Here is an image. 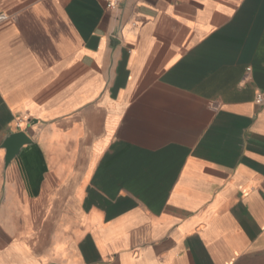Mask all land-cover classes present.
Here are the masks:
<instances>
[{"label":"crops","instance_id":"1","mask_svg":"<svg viewBox=\"0 0 264 264\" xmlns=\"http://www.w3.org/2000/svg\"><path fill=\"white\" fill-rule=\"evenodd\" d=\"M0 15V264H264V0Z\"/></svg>","mask_w":264,"mask_h":264},{"label":"water","instance_id":"2","mask_svg":"<svg viewBox=\"0 0 264 264\" xmlns=\"http://www.w3.org/2000/svg\"><path fill=\"white\" fill-rule=\"evenodd\" d=\"M33 144L31 138L24 132L16 133L9 136L4 144L3 149L6 151L5 163L9 166L15 159H17L25 146Z\"/></svg>","mask_w":264,"mask_h":264},{"label":"built area","instance_id":"3","mask_svg":"<svg viewBox=\"0 0 264 264\" xmlns=\"http://www.w3.org/2000/svg\"><path fill=\"white\" fill-rule=\"evenodd\" d=\"M100 1L104 2L108 9L115 10V9L119 8V6L121 5V3L124 0H100ZM7 19L8 18L5 15H0V23L7 21ZM258 103L259 104L264 103V96L263 95L258 96Z\"/></svg>","mask_w":264,"mask_h":264}]
</instances>
